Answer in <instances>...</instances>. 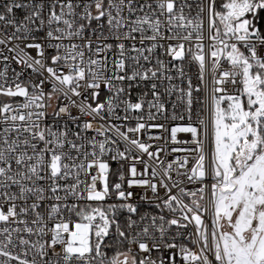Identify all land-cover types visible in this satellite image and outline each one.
Wrapping results in <instances>:
<instances>
[{"label": "snow or ice", "instance_id": "obj_1", "mask_svg": "<svg viewBox=\"0 0 264 264\" xmlns=\"http://www.w3.org/2000/svg\"><path fill=\"white\" fill-rule=\"evenodd\" d=\"M0 264H264V0H0Z\"/></svg>", "mask_w": 264, "mask_h": 264}]
</instances>
